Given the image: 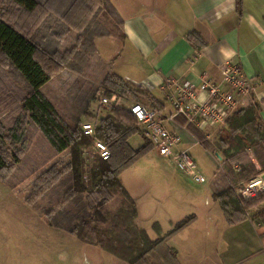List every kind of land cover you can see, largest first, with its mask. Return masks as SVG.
Wrapping results in <instances>:
<instances>
[{"label":"rangeland","instance_id":"374dc122","mask_svg":"<svg viewBox=\"0 0 264 264\" xmlns=\"http://www.w3.org/2000/svg\"><path fill=\"white\" fill-rule=\"evenodd\" d=\"M94 10L109 29L115 20L110 19L108 10L102 5H96ZM9 11L19 16L31 33L44 35L49 46L58 45L62 50V70L40 88L57 114L70 125L74 119L97 125L107 113L97 101L99 94H95L89 113L83 115L79 113L76 98L79 94H92L94 89L100 91L105 77L101 63L89 61L88 53H83L75 43V31L66 34L65 43H56L50 32L62 31L63 27L55 15L49 14L46 20H40L37 11L27 12L12 0H0V18L7 20ZM86 27V23L80 25L82 29ZM94 30L97 31L96 26ZM28 92L26 83L0 54V166H11L9 172L0 171V264H239L244 261V256L236 249L235 232L228 229L231 225L225 219L215 218V211L212 217L191 219L183 228L171 233L177 223L193 215V205H201L200 201L207 197L210 173L214 169L216 192L237 190L243 181H239L235 171L230 173L234 163L230 165L229 161L245 162L244 155L236 154L225 163L216 144H211L210 155L202 145L192 147L193 159L207 179L197 184L170 161L155 155L152 148L123 174L125 184L136 193V200L143 203L145 209L138 220L137 212L132 213L128 209L130 203L124 201L123 204L120 195L113 194L107 203L98 205L89 192H74L70 150L56 152L31 120L30 112L23 107ZM127 96L129 102L148 103L143 94ZM166 104L171 108L168 101ZM247 106L241 103L238 109ZM218 130L211 133V139ZM208 197L215 207V200ZM65 210L72 217L87 212L94 225L106 229L123 244L127 258L121 260L99 245L83 243L66 231L63 226L71 218L63 215ZM121 223L130 235L120 231ZM146 240L156 241L147 252L150 244L147 245ZM253 261L249 259L243 264Z\"/></svg>","mask_w":264,"mask_h":264},{"label":"crops","instance_id":"0c3cea01","mask_svg":"<svg viewBox=\"0 0 264 264\" xmlns=\"http://www.w3.org/2000/svg\"><path fill=\"white\" fill-rule=\"evenodd\" d=\"M86 1L96 17L89 15L83 21L94 36V50L83 53H88L86 55L89 56L90 62H100L104 74H114L131 86L140 88L148 101L147 106L161 113L171 112L160 87L166 78L198 83L201 76L206 74L212 80L219 81L224 64L233 62L240 66L246 76L260 80L256 92L241 98L240 102L243 105H259V122L264 127V0ZM107 2L114 15L120 19L119 23L113 21L114 24L110 25L109 30L107 24L97 18L94 10L96 5L107 9ZM72 31H75L73 35L77 44L78 31L70 29L68 32ZM52 32L59 31H51L50 36ZM68 32L56 39V43H65L68 40V37L65 38ZM53 47L61 53L58 45ZM92 107L93 103L90 104L89 110ZM223 126L197 130L213 145ZM167 127L180 137L179 147L186 149L193 158L190 149L201 146L190 130L193 126H185L183 119L177 117L167 123ZM215 130L218 131L211 139V133ZM128 143L132 148H137L142 145L143 137L141 134L131 135ZM202 148L210 155L209 150ZM154 153L159 156L156 151ZM249 157L258 168L253 156L249 154ZM199 170L204 175L202 170ZM214 171L215 169L210 173L207 197L200 201L201 205H196L193 196L195 209L191 215L192 219L208 216L210 218L213 211L215 218L225 219L219 202L215 200L216 206L213 207L207 199L209 195L212 199L216 191V183H213ZM124 172L125 169L120 172L119 179L135 203L139 220L143 203H138L136 193L130 191L125 184ZM261 206H264V202L258 207ZM256 210L257 208L248 212L242 221L228 228L235 232L233 237L236 236L238 243L236 249L245 258L239 264L249 259H254L252 264H264V224H257L250 217ZM235 229H239L238 232ZM238 235L242 237L239 238Z\"/></svg>","mask_w":264,"mask_h":264},{"label":"trees","instance_id":"16d2710c","mask_svg":"<svg viewBox=\"0 0 264 264\" xmlns=\"http://www.w3.org/2000/svg\"><path fill=\"white\" fill-rule=\"evenodd\" d=\"M24 11H37L38 18L47 17L49 14L56 16V20L63 27V31L52 32L55 39H60L70 29H77V45L85 52L93 51V34L86 28H80L85 18L92 14L86 0H12ZM108 15L119 23L120 19L114 15L109 2ZM9 11L7 20L0 18V54L8 61V65L23 80L29 88V92L23 99V107L30 112L31 120L38 125L42 134L48 140L50 146L56 152L65 149L70 150L71 157V186L75 193L83 190L89 192L97 201L98 205L107 203L113 194L120 195L129 204L128 209L136 212L135 203L123 187L119 174L123 169L130 167L138 158L152 150L143 137V143L137 148H132L128 139L131 135L141 134L137 121L125 108H114L102 116L96 125L97 137L102 139L110 150V158L102 160L95 155L86 153L91 145V139L82 134L80 120L74 119L72 125L67 124L59 116L52 104L42 94L40 88L60 72L63 67V56L59 51L50 47L44 40V35L31 33L22 19ZM40 13V14H39ZM92 14V15H91ZM112 14V16H111ZM46 20V18L44 19ZM112 21V20H111ZM113 22V21H112ZM112 23V25L114 24ZM23 24V26H22ZM109 30V29H107ZM100 91L110 95L112 92L128 97V94H143L140 88L131 86L114 74H105ZM97 89L92 94H79L76 101L79 105V113H89L90 104L95 101ZM259 105L249 104L246 108L237 109L227 120L225 128L220 130L216 139L218 153L224 162L236 154L244 155L246 161H229L238 166V171L231 167L230 173L236 172L239 181H246L264 172V127L259 122ZM200 144L207 150H211V143L197 129L190 128ZM251 154L258 168L248 156ZM228 163V162H227ZM228 163V164H229ZM10 165H1L0 171L9 172ZM8 170V171H7ZM235 171V172H234ZM234 189L213 193L212 197L217 200L222 209L224 218L229 225L242 221L248 214V209L257 205V210L250 216L257 224H264V207L258 208L264 200V192L257 194L255 198L241 199L235 196ZM123 209V207L121 208ZM64 211L65 217H70L63 228L76 236L83 243H93L110 251L121 260H125L126 252L123 244L111 236L106 229L98 228L93 224L88 213L78 214L74 217ZM120 214H117L119 218ZM193 216L187 217L176 224L171 233L183 228ZM125 224L121 223L120 231L130 235ZM148 249L154 247L156 241L146 240Z\"/></svg>","mask_w":264,"mask_h":264},{"label":"built area","instance_id":"2783aa9c","mask_svg":"<svg viewBox=\"0 0 264 264\" xmlns=\"http://www.w3.org/2000/svg\"><path fill=\"white\" fill-rule=\"evenodd\" d=\"M221 79L212 80L203 74L198 83L179 78H166L161 84L164 99L169 102L171 112L165 114L140 102H129L122 94L112 92L110 95L100 91L97 99L107 112L114 108H125L137 121L141 135L149 141L156 153L168 159L181 173L196 183H204L205 176L186 149L179 147L180 137L167 127L177 117H181L185 126L205 129L216 125L223 126L226 120L238 109L241 98L256 92L260 80L246 76L240 66L228 62L222 67ZM123 100L127 102L120 103ZM264 106V102H263ZM96 124L85 121L80 124L83 135L91 139V145L83 149L102 160L110 158L107 144L96 134ZM238 171V166L233 164ZM264 190V181L257 175L241 185L235 193L243 198L256 197Z\"/></svg>","mask_w":264,"mask_h":264},{"label":"water","instance_id":"95a60500","mask_svg":"<svg viewBox=\"0 0 264 264\" xmlns=\"http://www.w3.org/2000/svg\"><path fill=\"white\" fill-rule=\"evenodd\" d=\"M218 159H220V155L218 153L215 154ZM262 180L264 181V173L261 175Z\"/></svg>","mask_w":264,"mask_h":264}]
</instances>
